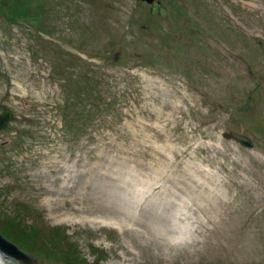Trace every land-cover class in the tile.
Returning <instances> with one entry per match:
<instances>
[{"label":"rangeland","instance_id":"rangeland-1","mask_svg":"<svg viewBox=\"0 0 264 264\" xmlns=\"http://www.w3.org/2000/svg\"><path fill=\"white\" fill-rule=\"evenodd\" d=\"M21 2L0 0V228H60L90 264H264V0Z\"/></svg>","mask_w":264,"mask_h":264},{"label":"trees","instance_id":"trees-1","mask_svg":"<svg viewBox=\"0 0 264 264\" xmlns=\"http://www.w3.org/2000/svg\"><path fill=\"white\" fill-rule=\"evenodd\" d=\"M13 3L12 7H9V11L12 12V16H16L20 19L18 14L23 13L25 6L21 0H11ZM1 11V10H0ZM11 21H15L14 17L8 18ZM0 232L7 238L18 242V245L22 250L34 251V248H40L38 251L46 258L56 257L57 260L63 262V264H90L86 259L82 258L77 247L71 244L67 238L66 231L60 228L50 230L46 240L48 243H44L42 247H36V239L40 235V231L33 225H27L19 215L7 217L4 222V227L0 228ZM42 239V238H41ZM44 240V239H43ZM100 259H97L98 263ZM93 264H97V263Z\"/></svg>","mask_w":264,"mask_h":264},{"label":"water","instance_id":"water-1","mask_svg":"<svg viewBox=\"0 0 264 264\" xmlns=\"http://www.w3.org/2000/svg\"><path fill=\"white\" fill-rule=\"evenodd\" d=\"M140 1H144L146 3L152 4L154 1L159 2L160 0H140ZM10 119H11L10 110H5L3 114H0V129H3L7 125ZM222 137L227 140H234L246 148L253 147L251 140L242 134H237L234 132L223 133ZM0 251L3 254L15 259L16 261L22 264H32L30 256L24 251H22L16 244L5 238L1 233H0Z\"/></svg>","mask_w":264,"mask_h":264},{"label":"bare ground","instance_id":"bare-ground-1","mask_svg":"<svg viewBox=\"0 0 264 264\" xmlns=\"http://www.w3.org/2000/svg\"><path fill=\"white\" fill-rule=\"evenodd\" d=\"M112 176H113V173L109 174L108 177H109L110 179H113ZM63 201H65V199H63ZM69 209H70V211H71L72 213H75V214L80 213L79 209H77V208L71 207V208H69ZM52 210H53V207H52ZM116 213L119 214V215H123V214H124V212L121 211V210H119V209L116 210ZM0 252H1V251H0Z\"/></svg>","mask_w":264,"mask_h":264}]
</instances>
